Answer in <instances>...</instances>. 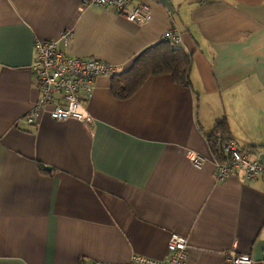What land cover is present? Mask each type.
I'll list each match as a JSON object with an SVG mask.
<instances>
[{
    "label": "crops",
    "instance_id": "0c3cea01",
    "mask_svg": "<svg viewBox=\"0 0 264 264\" xmlns=\"http://www.w3.org/2000/svg\"><path fill=\"white\" fill-rule=\"evenodd\" d=\"M83 2L0 0V264L164 260L172 234L188 240L186 264H264V171L218 182L209 141L226 119L264 167V0H133L150 8L144 25ZM174 28L189 86L151 76L117 99L103 75L85 102L92 125L22 120L39 95L38 40L120 74Z\"/></svg>",
    "mask_w": 264,
    "mask_h": 264
},
{
    "label": "built area",
    "instance_id": "2783aa9c",
    "mask_svg": "<svg viewBox=\"0 0 264 264\" xmlns=\"http://www.w3.org/2000/svg\"><path fill=\"white\" fill-rule=\"evenodd\" d=\"M92 6L114 11L137 25H144L152 18L147 5L141 3L133 5V0H84L83 7ZM71 38L72 31H66L61 37L66 45ZM163 40L176 47H180L182 41L181 34L176 28L167 32ZM58 43L59 40H38L35 43L32 70L39 95L32 110L22 120L27 125L33 126L43 113L48 112L55 121L76 120L92 125L94 119L87 112L85 102L91 99L96 80L103 75L117 74L116 69L96 58L64 53L58 49ZM224 151L230 159L223 163L216 161L215 177L218 182L225 181L239 171H243L248 180L256 179L263 173L264 167L259 154L251 158L248 152L234 143L225 145ZM194 161L199 165L200 160L197 157ZM188 246V240L185 237L172 234L166 259L133 255L127 264H186ZM228 259L232 264H254L253 259L248 255L229 254Z\"/></svg>",
    "mask_w": 264,
    "mask_h": 264
},
{
    "label": "trees",
    "instance_id": "16d2710c",
    "mask_svg": "<svg viewBox=\"0 0 264 264\" xmlns=\"http://www.w3.org/2000/svg\"><path fill=\"white\" fill-rule=\"evenodd\" d=\"M193 65L192 55L183 48L162 40L142 52L132 66L112 76V92L117 99H127L151 76L170 75L173 80L184 86L190 85V73ZM210 144L216 161L223 163L230 159L224 146L232 143L230 125L226 119L220 120L210 136ZM249 152V150L244 149ZM41 171L46 167L39 164Z\"/></svg>",
    "mask_w": 264,
    "mask_h": 264
},
{
    "label": "water",
    "instance_id": "95a60500",
    "mask_svg": "<svg viewBox=\"0 0 264 264\" xmlns=\"http://www.w3.org/2000/svg\"><path fill=\"white\" fill-rule=\"evenodd\" d=\"M49 169V168H48Z\"/></svg>",
    "mask_w": 264,
    "mask_h": 264
}]
</instances>
